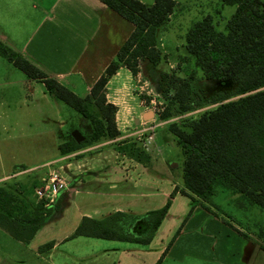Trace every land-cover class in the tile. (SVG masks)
<instances>
[{"label":"trees","instance_id":"1","mask_svg":"<svg viewBox=\"0 0 264 264\" xmlns=\"http://www.w3.org/2000/svg\"><path fill=\"white\" fill-rule=\"evenodd\" d=\"M99 1L130 22L133 29L84 97L0 42L1 56L28 78L42 82L47 93L89 122L91 131L84 135V141L76 143L71 137L58 145L61 155L119 136L115 122L117 109L107 100L105 92L110 78L121 67L136 75L140 60H148L157 67L166 58L159 48L158 30L174 12L175 0H154L150 5L142 0ZM222 3L235 6L224 30L216 28L210 15L204 16L185 31L183 45L205 79L235 81V97H209L208 103L215 104L214 107L202 111L196 118H189L184 126L176 122L169 125L183 154L182 188L175 185L162 207L140 216L121 211L102 218L83 216L68 239L85 236L148 244L176 193L209 202L215 184L264 210V0H222ZM194 75L191 73L178 82L170 80L174 92L160 115L161 120H167L173 112L193 110ZM128 155L144 165L150 159L143 151H128ZM25 169L20 166V171ZM37 185L35 179L31 184L16 186L9 181L0 184V228L21 242H29L43 219L59 209L56 201L47 206L42 201L36 204L27 201L26 196ZM52 245L50 241L39 249Z\"/></svg>","mask_w":264,"mask_h":264},{"label":"rangeland","instance_id":"2","mask_svg":"<svg viewBox=\"0 0 264 264\" xmlns=\"http://www.w3.org/2000/svg\"><path fill=\"white\" fill-rule=\"evenodd\" d=\"M142 1L148 5L154 2V0ZM175 1L174 12L169 16L166 24L158 30L159 48L166 57L165 60L157 67L148 60H140L136 75L127 68V71L122 69L107 83L106 98L116 106L115 122L120 135L93 145L86 144L79 151L58 160L53 161L61 156L58 145L70 140L74 129H77L83 137L88 135L91 131L89 122L62 100L45 92L40 82L24 84L18 81V77L9 73L7 75L0 62V184L5 181L16 186L18 183L31 184L35 179L38 185L26 196L27 201L33 204L47 201L49 197L45 194L51 195V202L55 201L58 191L62 192V199L68 197V193L75 194L71 188L79 181L82 183L89 181L90 186L93 184L102 191L108 192L105 190L109 185L108 176L103 174L104 170L100 167L105 165L104 168L108 170L112 165H118V170L115 172L124 177L126 170L124 171L121 162L126 160L132 163L130 160L132 156L128 155V151H134V153L143 151L150 156L145 165L148 170L137 176L140 183L148 188H140L138 191L148 194L142 202L140 201L142 208L135 210L141 212L144 209L159 208L166 202L167 197L164 198L162 194L157 193L156 189L159 187L154 179L160 178L162 174L174 177L177 182L175 185L182 188L183 154L175 136L168 129L169 125L176 122L184 126L191 118H196L202 111L215 106L208 103L209 97L234 98L237 87V83L232 80L205 79L202 70L195 65L194 58L185 51L183 36L194 22L207 15L212 17L218 30H224L226 21L234 12L235 6L224 5L222 0ZM191 73H194L196 77L192 83L193 110L178 114L173 112L170 118L161 120L160 115L174 92L173 85H169L170 80L178 82L179 79H186ZM9 80L16 81L8 83ZM155 83L159 85V92H156L154 88ZM151 87H153L152 90H150ZM165 90H168L166 96ZM147 107L156 111L153 120L147 121L150 118L145 117L151 113ZM136 119L144 124H135ZM150 125H155L153 141L148 138L149 131H143V128ZM84 140L85 138L82 141ZM121 154L126 158H122ZM20 166L26 169L20 171ZM29 173L32 174L29 176ZM81 189L83 194L87 193L83 185ZM125 197L122 204L132 202V199ZM203 203L245 231L254 243V248L245 259H242L240 253H234L228 259L229 264H264V210L255 205H249L238 194H233L218 184L214 186L210 201ZM74 207V204L65 206L62 216L48 221L33 245H41L49 240L60 239L71 234L76 220ZM189 208L188 198L179 197L176 200L162 228L153 235L154 246L163 241L164 231L167 230V235L171 232L174 235L188 214ZM202 227L203 225L200 228L194 226L192 228L189 225L185 229L199 231ZM3 239L7 243L6 257L18 261L19 264H46V261L39 256L21 253L18 241L10 235L3 236ZM81 241H99L103 243L101 245L111 243L96 238L71 239L65 241L57 251L53 252V260L57 264L62 263L63 260H72L73 264H78L76 262L78 259L71 254L83 251L82 247L85 244ZM95 246L99 247V245ZM231 246L239 248V244L236 243ZM94 248L96 247H90L86 251ZM232 250L238 251V249ZM47 258L48 254L44 255L43 259L47 260ZM85 263L82 260V264Z\"/></svg>","mask_w":264,"mask_h":264},{"label":"crops","instance_id":"3","mask_svg":"<svg viewBox=\"0 0 264 264\" xmlns=\"http://www.w3.org/2000/svg\"><path fill=\"white\" fill-rule=\"evenodd\" d=\"M132 29L130 22L99 0H0V42L21 54L76 95H83L82 97L89 94L92 85L115 58L119 47ZM119 33L120 36H118ZM0 62L7 75L9 73L18 77L19 82L24 84L40 82L28 78L1 55ZM122 69L127 71L126 68L121 67L111 79L115 78ZM15 81L9 80L8 83H15ZM40 84L44 87L42 82ZM116 154L119 153L116 152ZM64 156L61 155L53 161ZM120 156L126 158L123 154ZM133 159L130 158L131 164L126 160L121 162L124 171L126 170L124 177L116 173L118 165H112L108 170L104 168L105 165L100 167L104 170L103 174L108 176L109 185L105 189L108 192L102 191L93 184L90 186L89 181L83 183L79 181L74 184L71 189L75 194L68 193V197L63 199L62 192L58 191L55 201L59 209L43 219L29 242H21L7 231L0 230V264H19L18 261L6 257L7 243L3 236L7 234L18 241L21 253H32L35 257L39 256L46 261V264H57L53 260V252L57 251L65 241L75 238H93L77 236L68 239L83 216L102 218L116 211L140 216L149 211L148 209L141 212L135 210L142 208L140 201L142 202L148 194L138 191L140 188L148 187L140 183L137 175L143 174L148 167ZM154 179L159 187L156 189L157 193L168 198L177 183L174 177L162 174L160 178ZM82 185L84 191L87 192L85 194L81 192ZM125 196L132 199V202L122 204L123 199H126ZM179 197L189 199V212L174 235L172 232L167 235V230L164 231V239L157 246L153 245L154 238L148 244L96 238L111 243L101 245L103 243L99 241H81L85 244L82 247L83 251L71 254L72 257L78 259L76 261L78 264H82V260L86 262L85 264H104L106 261L108 262L105 264H229L230 255L240 253L242 259H245L251 253L254 243L246 232L218 212L213 211V208H209V211L205 209L203 202L195 196L191 199L176 193L155 233L162 228ZM87 201L89 203H86ZM72 204L75 206L76 220L71 234L47 241L53 242L51 248L39 249L47 242L34 246V241L48 221L62 216L64 207ZM189 225L192 228L193 226L200 228L202 225L203 227L199 231L198 229L187 231L185 227ZM234 243L239 244V248L231 246ZM103 246L106 247L103 248ZM90 247L96 248L86 251ZM232 249H238V251ZM46 254H48L47 260L43 259ZM103 257L104 260H102ZM60 264L73 263L72 260H63Z\"/></svg>","mask_w":264,"mask_h":264},{"label":"built area","instance_id":"4","mask_svg":"<svg viewBox=\"0 0 264 264\" xmlns=\"http://www.w3.org/2000/svg\"><path fill=\"white\" fill-rule=\"evenodd\" d=\"M147 86V85H146ZM153 89V87H151L150 88V90H152ZM147 109L149 110V112H151L152 113V115H153V118H150V119H147V121H150V120H153L154 119V117L156 116V111L154 110V109H152V108H148L147 107ZM140 125H143L144 123L143 122H141L140 121V123H139ZM154 126L155 125H150L149 127H147V128H143V131H145V130H147V132L149 131V136H148V138L150 139V140H154ZM146 134V133H145ZM144 135V133L142 134V136ZM144 144V143H143ZM144 146H145V144H144ZM45 196L46 197H49L48 199H47V201H44L43 203L44 204H50V203H52L51 201L52 200H50L51 199V195H49V194H45ZM54 202V201H53Z\"/></svg>","mask_w":264,"mask_h":264},{"label":"water","instance_id":"5","mask_svg":"<svg viewBox=\"0 0 264 264\" xmlns=\"http://www.w3.org/2000/svg\"><path fill=\"white\" fill-rule=\"evenodd\" d=\"M154 88L156 92H159V85L157 83H155ZM145 117L151 118L152 113H148V115H146ZM138 123H139V119H136L135 124H138ZM71 137L75 140L76 143H80L84 138L83 135L77 129H74L71 132Z\"/></svg>","mask_w":264,"mask_h":264}]
</instances>
